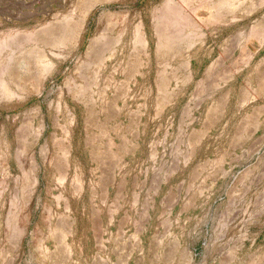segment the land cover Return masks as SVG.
<instances>
[{"label": "rangeland", "instance_id": "rangeland-1", "mask_svg": "<svg viewBox=\"0 0 264 264\" xmlns=\"http://www.w3.org/2000/svg\"><path fill=\"white\" fill-rule=\"evenodd\" d=\"M0 264H264V0H0Z\"/></svg>", "mask_w": 264, "mask_h": 264}, {"label": "bare ground", "instance_id": "bare-ground-1", "mask_svg": "<svg viewBox=\"0 0 264 264\" xmlns=\"http://www.w3.org/2000/svg\"><path fill=\"white\" fill-rule=\"evenodd\" d=\"M100 3H101V2H100ZM95 5H96V4H95ZM93 6H94V5H93ZM26 9H27V8H26ZM28 9H29V8H28ZM32 10H33V9H32ZM32 10H26V12H28V13L31 12V13H32ZM34 11H36V10H34ZM66 14H67V13H66ZM24 16H25V15H24ZM26 16H27V15H26ZM27 17H28V16H27ZM29 17H30V16H29ZM42 21H43V20H42ZM42 21H40V22H42ZM47 21H48V20H47ZM36 22H38V21L36 20ZM45 22H46V21H45ZM45 22H44V23H45ZM41 24H43V22H42ZM49 24H51V23H49ZM36 25H37V24H36ZM39 25H40V24H39ZM43 25H47V24L45 23V24H43ZM43 25H42V27H44ZM49 26H50V25H49ZM33 27H34V26H33ZM35 27H36V26H35ZM35 27H34V28H35ZM40 27H41V26H40ZM40 27L36 28V30L34 29L35 31L32 32L33 34L31 35V33H30L29 36H30L31 38L34 37V36L36 35V33H37V31H38V29H39ZM42 27H41V28H42ZM47 27H48V26H47ZM49 28H50V27H49ZM23 29H24V28H23ZM43 29H44V28H43ZM24 30H25V29H24ZM26 30H27V29H26ZM44 30H45V29H44ZM44 30L41 29V31H44ZM54 30H55V29H54ZM45 31H46V30H45ZM47 31H49V30H47ZM30 32H31V31H30ZM38 33H39V32H38ZM55 33H56V32H55ZM43 34H44V33H43ZM43 34H42V35H43ZM27 35H28V34H27ZM37 35H38V34H37ZM133 35H134V34H133ZM26 37H27V36H26ZM52 37H53V36H52ZM128 38H129V37H128ZM25 39H26V38H25ZM34 39H35V38H34ZM21 40H22V39H21ZM31 40L33 41V39H31ZM18 41H19V40H18ZM22 41H23V40H22ZM32 41H31V42H32ZM54 41H55V40H54ZM37 42H40V41H37ZM50 42H51V41H50ZM33 43H34V42H33ZM39 44H40V43H39ZM51 44H52V43H51ZM123 44H124V43H123ZM126 44H127V43H126ZM36 46H37V45H36ZM39 46H40V45H39ZM42 46H43V45H42ZM37 47H38V46H37ZM46 48H47V47H46ZM48 48H49V47H48ZM57 48H58V47H57ZM51 49H52V47L50 46V49H47V50L50 51ZM56 52H57V51H56ZM44 53H45V52H44ZM124 53H125V52H124ZM45 54H46V53H45ZM121 54H122V53H121ZM124 55H125V54H124ZM49 56H50V55H49ZM22 68H24V67H22ZM95 76H96V75H95ZM95 79H96V77H95ZM97 79H98V78H97ZM101 79H102V78H101ZM94 81H97V80H94ZM159 81H160V80H159ZM95 83H96V82H95ZM144 86H145V85H144ZM148 86H149V84H148ZM3 87H4V86H3ZM145 92L147 93L148 91H145ZM7 93H8V92H7ZM143 93H144V92H143ZM148 93H150V92H148ZM249 94H250V93H249ZM142 96H143V95H142ZM144 96H145V94H144ZM148 96H150V95L147 94L146 97H148ZM246 97H247V96H246ZM146 99H148V98H146ZM244 100H245V99H244ZM142 102H143V101H142ZM145 102H146V101H145ZM150 103H151V102H150ZM147 104H148V103H147ZM152 104H153V103H152ZM148 105H149V104H148ZM150 106H151V105H150ZM147 113H148V112H147ZM152 114H153V112H152ZM146 117H147V116H146ZM148 117H149V116H148ZM151 117H152V116H151ZM157 117H158V116H157ZM213 140H214V139H213ZM149 144H150V143H149ZM211 144H212V143H211ZM148 147H149V146H148ZM215 147H216V146H215ZM216 148H217V147H216ZM119 164H120V163H119ZM214 168H215V167H214Z\"/></svg>", "mask_w": 264, "mask_h": 264}]
</instances>
